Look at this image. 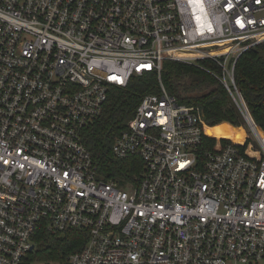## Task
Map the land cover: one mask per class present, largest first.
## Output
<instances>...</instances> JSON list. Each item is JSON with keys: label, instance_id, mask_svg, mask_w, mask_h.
I'll list each match as a JSON object with an SVG mask.
<instances>
[{"label": "built area", "instance_id": "1", "mask_svg": "<svg viewBox=\"0 0 264 264\" xmlns=\"http://www.w3.org/2000/svg\"><path fill=\"white\" fill-rule=\"evenodd\" d=\"M263 42L264 0H0V264H37L40 229L86 232L59 264H264V136L235 83ZM165 61L218 77L262 150L204 148L197 106L162 84ZM151 73L161 91L113 148L142 172L105 179L85 130L115 86Z\"/></svg>", "mask_w": 264, "mask_h": 264}, {"label": "trees", "instance_id": "2", "mask_svg": "<svg viewBox=\"0 0 264 264\" xmlns=\"http://www.w3.org/2000/svg\"><path fill=\"white\" fill-rule=\"evenodd\" d=\"M198 63L221 73V67L212 59H201ZM161 81L179 102L197 106L204 148L220 150L226 144H233L242 154L254 157L253 142L251 137H246L243 128L246 120L231 91L218 77L195 64L165 61ZM161 81L151 73L132 77L126 87L115 86L100 117L85 130V143L105 179L125 183L141 174L140 158L118 159L113 148L117 136L127 127L142 97L160 92ZM235 83L251 119L264 136V42L240 56L235 67ZM87 238L86 232L78 229L61 235L40 229L33 259L39 264H59L70 253L80 250Z\"/></svg>", "mask_w": 264, "mask_h": 264}, {"label": "rangeland", "instance_id": "3", "mask_svg": "<svg viewBox=\"0 0 264 264\" xmlns=\"http://www.w3.org/2000/svg\"><path fill=\"white\" fill-rule=\"evenodd\" d=\"M243 128L245 129L246 133H248L251 137V140L255 146V148L259 151L262 150L259 141L257 140L256 136L253 134L252 130L250 129V127L248 126L247 122L246 124L243 125ZM38 264V263H37Z\"/></svg>", "mask_w": 264, "mask_h": 264}, {"label": "bare ground", "instance_id": "4", "mask_svg": "<svg viewBox=\"0 0 264 264\" xmlns=\"http://www.w3.org/2000/svg\"><path fill=\"white\" fill-rule=\"evenodd\" d=\"M182 55H185V56H199L200 53L197 52V51H192V50H183V51H180Z\"/></svg>", "mask_w": 264, "mask_h": 264}, {"label": "water", "instance_id": "5", "mask_svg": "<svg viewBox=\"0 0 264 264\" xmlns=\"http://www.w3.org/2000/svg\"><path fill=\"white\" fill-rule=\"evenodd\" d=\"M251 121H252V119H251ZM252 123H253V121H252ZM254 124V123H253Z\"/></svg>", "mask_w": 264, "mask_h": 264}]
</instances>
